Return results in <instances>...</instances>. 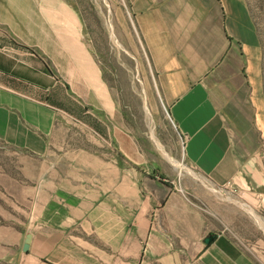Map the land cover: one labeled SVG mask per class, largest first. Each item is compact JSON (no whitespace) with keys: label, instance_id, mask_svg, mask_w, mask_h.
I'll return each instance as SVG.
<instances>
[{"label":"crops","instance_id":"obj_1","mask_svg":"<svg viewBox=\"0 0 264 264\" xmlns=\"http://www.w3.org/2000/svg\"><path fill=\"white\" fill-rule=\"evenodd\" d=\"M123 2L183 160L213 186L243 188L262 124L230 0ZM119 113L71 0H0V140L51 165L26 228L0 221V264H264L176 185L136 184L150 159ZM68 118L110 143L101 167L68 151Z\"/></svg>","mask_w":264,"mask_h":264},{"label":"rangeland","instance_id":"obj_2","mask_svg":"<svg viewBox=\"0 0 264 264\" xmlns=\"http://www.w3.org/2000/svg\"><path fill=\"white\" fill-rule=\"evenodd\" d=\"M71 1L82 18L85 38L101 65L104 79L112 88L120 122L133 132L138 147L150 159L149 167H144L151 172L150 179L142 176L136 184L149 185L151 189L176 185L219 229L264 258V0H230L231 29L246 48L262 124L250 182L236 190L211 185L183 160L182 138L158 95L147 52L123 0ZM67 120L68 151L80 153L86 169L96 165L99 168L95 156H109L110 143L88 127L77 126V121ZM167 156L183 163L185 169L178 172ZM50 166L30 152L0 140L2 223L26 228L35 204L41 201L40 185ZM158 196L160 200L164 194Z\"/></svg>","mask_w":264,"mask_h":264},{"label":"water","instance_id":"obj_3","mask_svg":"<svg viewBox=\"0 0 264 264\" xmlns=\"http://www.w3.org/2000/svg\"><path fill=\"white\" fill-rule=\"evenodd\" d=\"M29 235H30L29 233L26 235L27 239L29 238ZM213 238H214V235L210 234L204 239V242L209 243L213 240ZM26 249H27V243H25V245H24V250H26Z\"/></svg>","mask_w":264,"mask_h":264}]
</instances>
